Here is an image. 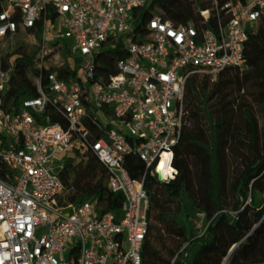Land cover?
Instances as JSON below:
<instances>
[{"label":"built area","instance_id":"obj_1","mask_svg":"<svg viewBox=\"0 0 264 264\" xmlns=\"http://www.w3.org/2000/svg\"><path fill=\"white\" fill-rule=\"evenodd\" d=\"M151 2L0 0V264H143L145 180L150 172L164 182L179 174L187 79L197 70L243 67L250 30L264 19V0H227L221 10L204 9L187 23L153 15L138 27ZM40 27L41 64L58 44L79 67L37 78L38 95L9 112L4 100L16 59L6 56L7 39L19 29L33 38ZM118 52L111 73L105 67ZM89 153L123 194L118 211H103L97 198L64 203L56 166ZM129 155L144 164L140 178L130 174ZM205 219L204 212L193 219L201 233Z\"/></svg>","mask_w":264,"mask_h":264},{"label":"trees","instance_id":"obj_2","mask_svg":"<svg viewBox=\"0 0 264 264\" xmlns=\"http://www.w3.org/2000/svg\"><path fill=\"white\" fill-rule=\"evenodd\" d=\"M183 1L152 0L140 11L136 25L141 27L153 15L187 23L199 18L204 9L214 14L227 2L188 0L185 6ZM41 33L40 27L32 38L19 29L13 40L7 39L6 56L16 59L4 100L9 112L18 110L25 98L38 95L37 78H46L50 72L67 76L79 67L69 50L58 44L50 46L42 65ZM245 55L243 67L226 66L217 73L197 70L187 79L185 118L176 146L179 174L164 182L150 172L145 180L149 209L143 264H226L227 258L228 264H264L262 18L250 30ZM120 57V52L109 56L105 69L116 73L114 62ZM252 81L256 88L247 91L246 83ZM93 129L97 137L103 135L96 126ZM127 159L130 174L140 178L144 171L140 157ZM186 163L193 171L196 194L190 189ZM59 176L66 187V204L97 198L103 211H118L124 202L123 194L110 187L108 168L94 153L81 159L67 156ZM199 212L206 215L203 233L193 222Z\"/></svg>","mask_w":264,"mask_h":264},{"label":"rangeland","instance_id":"obj_3","mask_svg":"<svg viewBox=\"0 0 264 264\" xmlns=\"http://www.w3.org/2000/svg\"><path fill=\"white\" fill-rule=\"evenodd\" d=\"M183 3H184L185 6H187V5L190 4V1L188 2V0H184ZM51 35H52V32H51ZM53 42L54 41L52 39H50L49 43L52 44ZM253 84H255V81H252L250 83L249 82L246 83V90L247 91H253L256 88L255 85H253ZM58 169H60V164H58L56 166V170H58ZM186 172H187V176H188V182H189V185H190V189H191V191L193 193L196 194L197 190H196V185H195V182H194L193 171H192L189 163H186Z\"/></svg>","mask_w":264,"mask_h":264},{"label":"water","instance_id":"obj_4","mask_svg":"<svg viewBox=\"0 0 264 264\" xmlns=\"http://www.w3.org/2000/svg\"><path fill=\"white\" fill-rule=\"evenodd\" d=\"M233 250H234V248L231 250V252H230V253H232V252H233ZM228 261H229V258H227V262H226V264H228Z\"/></svg>","mask_w":264,"mask_h":264}]
</instances>
